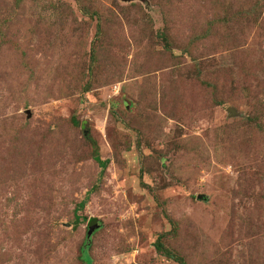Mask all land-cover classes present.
<instances>
[{
	"label": "rangeland",
	"instance_id": "1",
	"mask_svg": "<svg viewBox=\"0 0 264 264\" xmlns=\"http://www.w3.org/2000/svg\"><path fill=\"white\" fill-rule=\"evenodd\" d=\"M159 238L264 264V0H0V264H182Z\"/></svg>",
	"mask_w": 264,
	"mask_h": 264
},
{
	"label": "trees",
	"instance_id": "2",
	"mask_svg": "<svg viewBox=\"0 0 264 264\" xmlns=\"http://www.w3.org/2000/svg\"><path fill=\"white\" fill-rule=\"evenodd\" d=\"M96 153H97V152H96ZM96 161L100 162V158H99L98 155H96ZM102 164H103V166H104V168H105L107 163H102ZM85 203H86L85 201L81 202V203L79 204V206L76 208L75 212H74V213H75V219H76L77 222L80 220V217L78 216V212H79L80 209L84 208ZM82 220H83V221H87V218H82ZM97 231H98V230H97ZM97 231H95V233H96ZM87 232H88V231H87ZM95 233H94V234H95ZM94 234H93V235H94ZM93 235H92V237H93ZM92 237H91L90 240H88V239H87V234H86V240H87V242H86L85 246H83L82 249H81V252L84 254V261H85V262H86V260H85L86 257L89 259V257L86 255V253H87V249L89 248V244H90V242H91V240H92ZM155 247H156L157 251L160 252V253H162L164 256H166V257H168V258H170V259H173V260H175V261L178 262V263H182V264H184V260H183V258H182L181 256L177 255L176 253H174V252H173L172 250H170L169 248H167V247L161 242V238L158 239V241H157L156 244H155ZM86 263H87V262H86ZM89 263H90V259H89Z\"/></svg>",
	"mask_w": 264,
	"mask_h": 264
},
{
	"label": "water",
	"instance_id": "3",
	"mask_svg": "<svg viewBox=\"0 0 264 264\" xmlns=\"http://www.w3.org/2000/svg\"><path fill=\"white\" fill-rule=\"evenodd\" d=\"M123 1L132 2L134 0H123ZM228 110H229V112H232L233 111V109H231V108L228 109ZM100 227H101L100 224L97 223V222L90 224L89 227H88L87 239L90 240L91 237H92V235L94 234V232L97 231V230H99Z\"/></svg>",
	"mask_w": 264,
	"mask_h": 264
}]
</instances>
